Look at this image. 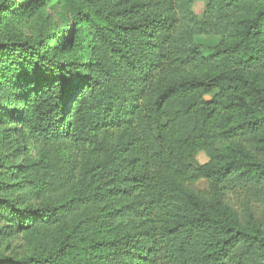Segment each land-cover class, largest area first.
Wrapping results in <instances>:
<instances>
[{
	"label": "trees",
	"instance_id": "trees-1",
	"mask_svg": "<svg viewBox=\"0 0 264 264\" xmlns=\"http://www.w3.org/2000/svg\"><path fill=\"white\" fill-rule=\"evenodd\" d=\"M27 1L62 23L0 44V125L41 146L0 161L34 231L0 264H264V0Z\"/></svg>",
	"mask_w": 264,
	"mask_h": 264
},
{
	"label": "rangeland",
	"instance_id": "rangeland-1",
	"mask_svg": "<svg viewBox=\"0 0 264 264\" xmlns=\"http://www.w3.org/2000/svg\"><path fill=\"white\" fill-rule=\"evenodd\" d=\"M6 0H0V4ZM10 5L2 8L0 11V44L7 43L9 41H16L19 39H25L29 41H36L40 39H46L51 34L57 24L60 25L61 15L63 7L58 2L44 4L39 9L35 10L34 3L23 0H9ZM27 7L26 10H23ZM204 2L202 0L197 1L193 6V11L198 16L203 14ZM218 39L213 36H199L196 38V42L201 46L202 52L206 56L212 54L210 48L217 43ZM56 41L51 42V47L55 46ZM207 99L209 96L206 97ZM6 99L3 97V93L0 92V105H4ZM41 146L35 144L31 139L27 137L25 132L19 129L14 131L4 130V127L0 125V161L4 160L6 163H12L15 168L20 167L21 162H24L28 158H35L39 156ZM14 151H19L17 156L19 160L14 162ZM197 159L200 163H205L208 157L205 153L198 154ZM19 165V166H18ZM0 180H4L9 184L15 183L16 180H12L9 175L0 177ZM198 189H205L207 182L200 180L196 184ZM19 190L15 193H11L7 190H0L2 197H11L18 199ZM19 200V199H18ZM44 199L40 197H34L26 202L38 205L43 202ZM25 202V203H26ZM26 205V204H24ZM23 206V205H21ZM34 231L33 230H11L9 226L0 220V254L8 256H21L29 253L34 249Z\"/></svg>",
	"mask_w": 264,
	"mask_h": 264
}]
</instances>
